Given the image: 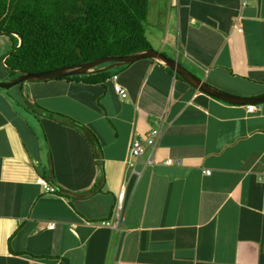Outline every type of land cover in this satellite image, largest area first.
I'll list each match as a JSON object with an SVG mask.
<instances>
[{
  "label": "crops",
  "instance_id": "1",
  "mask_svg": "<svg viewBox=\"0 0 264 264\" xmlns=\"http://www.w3.org/2000/svg\"><path fill=\"white\" fill-rule=\"evenodd\" d=\"M146 31L210 87L264 96V0H158ZM13 46L0 35L1 81ZM17 88L13 102L0 93V264H264V104L249 114L153 60L102 83ZM156 128L153 163L132 157L133 137ZM123 186L116 232L101 224Z\"/></svg>",
  "mask_w": 264,
  "mask_h": 264
},
{
  "label": "trees",
  "instance_id": "2",
  "mask_svg": "<svg viewBox=\"0 0 264 264\" xmlns=\"http://www.w3.org/2000/svg\"><path fill=\"white\" fill-rule=\"evenodd\" d=\"M150 10V0H0V35L14 41L7 69L40 73L153 49L146 31ZM110 76L111 71L59 81L97 84Z\"/></svg>",
  "mask_w": 264,
  "mask_h": 264
},
{
  "label": "water",
  "instance_id": "3",
  "mask_svg": "<svg viewBox=\"0 0 264 264\" xmlns=\"http://www.w3.org/2000/svg\"><path fill=\"white\" fill-rule=\"evenodd\" d=\"M13 36L19 38L20 44H22L23 40L20 36L16 34H13ZM8 57L9 54L4 59H7ZM141 60H153L168 66L179 78L186 81L193 88L215 99L227 102L235 106L264 104V96L256 98H241L214 89L208 84L204 83L199 78H197L195 75H193L176 60H171L167 58L163 53L158 52L154 49H150L148 51H143L132 55H127L124 57H106L85 64L66 66L63 68L44 71L40 73H23L21 71H15L10 69L8 71L10 73H14L15 75H17V77L12 81L0 80V89L9 90L21 84L48 82L72 77L88 76L91 74H103L115 69H120L129 66ZM103 66L106 67L102 68Z\"/></svg>",
  "mask_w": 264,
  "mask_h": 264
},
{
  "label": "built area",
  "instance_id": "4",
  "mask_svg": "<svg viewBox=\"0 0 264 264\" xmlns=\"http://www.w3.org/2000/svg\"><path fill=\"white\" fill-rule=\"evenodd\" d=\"M255 1L256 0H240L241 7L249 6L251 3ZM5 61L6 59H3L1 62V65L7 68ZM114 79L117 80V77H115ZM114 89L116 93L122 99H126L127 92L119 84H115ZM260 108H261V105H248L247 106L249 114L257 113L260 110ZM162 136H163L162 130L159 128L158 129L156 128L152 130L145 138L132 139L130 143V149H129L130 155L134 158H139V159L143 157H147L148 162L153 163V160H154L155 154L158 151ZM174 164L180 165L181 162L180 161L174 162L173 160H167L165 163L166 166H173ZM207 174L210 175L211 174L210 171H208ZM39 183L45 190L54 192V190L50 188L49 185L45 181L39 180ZM126 199H127V187L123 186L121 189L119 198H118L116 213L114 214V217L112 219L113 221L103 222L101 224L102 227H105L106 229H109V230H114L116 232L122 229L125 216L127 213V209H128V204H127ZM54 227L55 225H50L49 229H54Z\"/></svg>",
  "mask_w": 264,
  "mask_h": 264
},
{
  "label": "rangeland",
  "instance_id": "5",
  "mask_svg": "<svg viewBox=\"0 0 264 264\" xmlns=\"http://www.w3.org/2000/svg\"><path fill=\"white\" fill-rule=\"evenodd\" d=\"M158 2V0H150V4H151V8H153L154 7V4H156ZM165 2H166V0H165ZM167 4V3H166ZM12 40V39H11ZM16 50V49H15ZM6 56H8V53H6L5 54V57ZM1 69H2V71H6V72H9L8 70H10L9 68L8 69H5V67H3L2 65H1ZM120 69H115V70H113V71H111V72H116V71H119ZM10 73V72H9ZM16 77L15 76H10V80H7V81H12L13 79H15ZM18 86H15V87H13V88H11V89H9V90H2V89H0V93L2 94V95H4L5 97H6V99H8L9 101H11V102H13V100H14V98H12L15 94H17V95H19V94H21L22 93V91L20 90V89H18L17 88ZM17 109L18 110H20V111H22V113L24 114V115H26L25 114V112L23 111V109H20V107H17ZM26 118H27V120H30V118H28L27 116H25ZM30 123H31V126H35V125H37V123L36 122H32V121H29ZM40 126V125H39ZM130 152V151H129Z\"/></svg>",
  "mask_w": 264,
  "mask_h": 264
},
{
  "label": "clouds",
  "instance_id": "6",
  "mask_svg": "<svg viewBox=\"0 0 264 264\" xmlns=\"http://www.w3.org/2000/svg\"><path fill=\"white\" fill-rule=\"evenodd\" d=\"M16 37V36H15ZM127 204H128V201H127ZM128 208H129V205H128ZM127 211H128V209H127ZM125 221V220H124Z\"/></svg>",
  "mask_w": 264,
  "mask_h": 264
}]
</instances>
